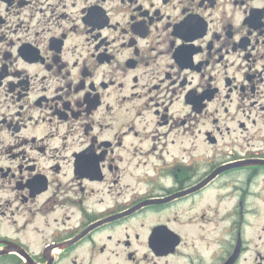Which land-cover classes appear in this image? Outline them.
I'll list each match as a JSON object with an SVG mask.
<instances>
[{
	"label": "flooded vegetation",
	"instance_id": "1",
	"mask_svg": "<svg viewBox=\"0 0 264 264\" xmlns=\"http://www.w3.org/2000/svg\"><path fill=\"white\" fill-rule=\"evenodd\" d=\"M0 264H264V0H0Z\"/></svg>",
	"mask_w": 264,
	"mask_h": 264
}]
</instances>
